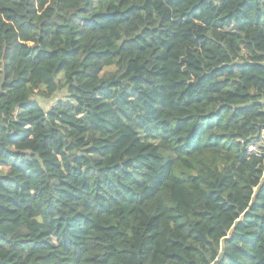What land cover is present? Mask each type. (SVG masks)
Listing matches in <instances>:
<instances>
[{
	"label": "trees",
	"instance_id": "obj_1",
	"mask_svg": "<svg viewBox=\"0 0 264 264\" xmlns=\"http://www.w3.org/2000/svg\"><path fill=\"white\" fill-rule=\"evenodd\" d=\"M0 264H264V0H0Z\"/></svg>",
	"mask_w": 264,
	"mask_h": 264
},
{
	"label": "rangeland",
	"instance_id": "obj_2",
	"mask_svg": "<svg viewBox=\"0 0 264 264\" xmlns=\"http://www.w3.org/2000/svg\"><path fill=\"white\" fill-rule=\"evenodd\" d=\"M57 96H61V94H59V95H57ZM56 96V97H57ZM55 103V101H46V102H44L43 103V105H44V108L46 109V108H48L50 105H52V104H54Z\"/></svg>",
	"mask_w": 264,
	"mask_h": 264
},
{
	"label": "built area",
	"instance_id": "obj_3",
	"mask_svg": "<svg viewBox=\"0 0 264 264\" xmlns=\"http://www.w3.org/2000/svg\"><path fill=\"white\" fill-rule=\"evenodd\" d=\"M256 146H257V143L250 144V145L248 146V150H249V151H255Z\"/></svg>",
	"mask_w": 264,
	"mask_h": 264
}]
</instances>
